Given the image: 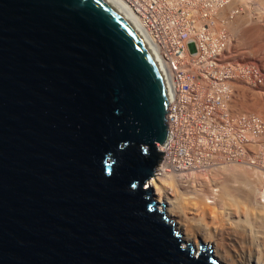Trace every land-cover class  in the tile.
I'll list each match as a JSON object with an SVG mask.
<instances>
[{"label":"water","instance_id":"1","mask_svg":"<svg viewBox=\"0 0 264 264\" xmlns=\"http://www.w3.org/2000/svg\"><path fill=\"white\" fill-rule=\"evenodd\" d=\"M167 105L106 0H0V264H219L147 185Z\"/></svg>","mask_w":264,"mask_h":264},{"label":"built area","instance_id":"2","mask_svg":"<svg viewBox=\"0 0 264 264\" xmlns=\"http://www.w3.org/2000/svg\"><path fill=\"white\" fill-rule=\"evenodd\" d=\"M110 1L122 6L145 33L143 41L168 88L166 144L171 141L175 153L171 157L161 151L153 177L172 172L174 163L191 167L194 160L189 151L200 145L196 153H207L203 147L209 138H215L207 134L212 128L225 127L218 134L223 136V146L230 137V126L250 129L255 138L264 140L260 118L253 114L233 117L226 110L233 94L230 84L263 81L254 64L225 59L231 39L217 21L231 0Z\"/></svg>","mask_w":264,"mask_h":264},{"label":"bare ground","instance_id":"3","mask_svg":"<svg viewBox=\"0 0 264 264\" xmlns=\"http://www.w3.org/2000/svg\"><path fill=\"white\" fill-rule=\"evenodd\" d=\"M106 1L132 25L145 41V33L134 18L119 4H114L110 0ZM249 1L239 0L240 4L245 6L249 4ZM254 1L263 2V0ZM231 3L233 1L227 7L231 8L233 5ZM238 5L233 7L236 8ZM238 12L240 10L232 11L230 16ZM230 86L232 87V84ZM228 109L229 107L226 110L231 114ZM231 116L237 117L233 114ZM261 121L264 125V120L261 119ZM224 129L225 127H216L212 128L211 132L207 131V134L215 138L208 139L203 147L207 153L202 151L201 157L196 153L200 145L193 146L188 153V156L194 160L191 167L184 168L174 163L173 167L171 166L172 172L157 174L147 182V185L152 190L153 199L158 206H161L166 216L169 219L168 215L174 218L175 230L181 235L180 240L184 247L191 246L193 250L195 248L200 253L205 247V252L210 251L212 258L219 264H264V166L258 160L255 161L256 159L253 162L250 160L249 163L255 167L232 165L247 159H245L248 154L246 145H251V143L264 145V140L255 138L250 129L241 130L230 126L227 131L230 137L223 146V136L218 134ZM261 134L264 135V133ZM167 138L161 145H157V148L160 153L165 151L168 156L172 157L175 153V145L171 141L166 144ZM213 170H221L224 174L223 184L220 187L215 183L209 185L212 181L209 182L205 177L206 172ZM218 203L221 205L220 210L222 209V211L219 210L220 218H217L219 214H215ZM200 217L209 220L204 222L199 220ZM190 223L202 226V231L201 228L198 229L202 232L201 237L188 232Z\"/></svg>","mask_w":264,"mask_h":264},{"label":"rangeland","instance_id":"4","mask_svg":"<svg viewBox=\"0 0 264 264\" xmlns=\"http://www.w3.org/2000/svg\"><path fill=\"white\" fill-rule=\"evenodd\" d=\"M232 1L233 3L231 4L233 5H231V8L238 4L239 5L236 8L233 7L232 10L231 8H229L230 6L225 8L224 11L222 10L219 15V19L217 21V26L223 27L226 30L229 38L231 39V46L229 47V50L226 53L225 59L229 62L254 64L255 67L260 71L259 72L260 77L263 78V81H260L259 83L258 82L248 83L246 81H238L233 83L232 84L233 97L229 105V110L231 114L235 116L238 115L245 116V115L253 114L254 116H257V118L264 120V0L261 3L254 0H250L247 6L240 4L241 2H239V0H232ZM240 6L241 9H239ZM235 10L237 11L240 10V12H238L236 15L230 18L231 12ZM257 27L260 29L261 32L258 31L259 29H255ZM256 30L258 31V35L255 34L257 32ZM251 33L252 35L254 33V35L250 36ZM246 80L248 79L246 78ZM249 145L250 144L246 145L248 154L245 156V159L246 158L247 159L245 161L243 160L244 162L234 163L232 165L237 164V165H243V166L246 165V166L255 167L254 165H252V163L251 164L249 163L250 160L251 162H253L256 159L255 161L258 160L259 163L263 164L262 166H264V149H263L264 145L260 143H257L255 145L251 143V145L250 146ZM218 171L219 170L206 172L205 177L209 180V182L212 181L210 183L208 182L209 185L210 184L214 185L215 183L218 185V187H220L223 184L224 174L221 170L219 172ZM197 187L199 188L200 186ZM218 204L219 205H217V207L215 208L218 211L215 210V214L216 215L219 214L217 218H220L219 216L221 213L219 212V210L221 205L220 203ZM220 211H222V209ZM168 216L173 222L174 218H171L170 215ZM199 220L208 222L207 220L209 219L200 217ZM199 228H201L202 231V226L190 223L188 225V232L191 234L194 233L195 235L201 237L202 232H199L198 230ZM204 235L205 234H203V236Z\"/></svg>","mask_w":264,"mask_h":264}]
</instances>
